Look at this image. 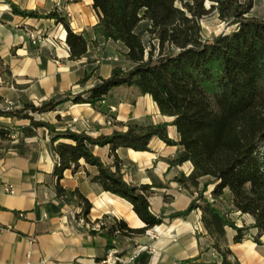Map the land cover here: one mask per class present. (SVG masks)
<instances>
[{
  "label": "trees",
  "instance_id": "trees-1",
  "mask_svg": "<svg viewBox=\"0 0 264 264\" xmlns=\"http://www.w3.org/2000/svg\"><path fill=\"white\" fill-rule=\"evenodd\" d=\"M7 3L16 16L63 24L70 60L87 57L92 45L102 51L112 41L126 50L123 56L128 67L114 64L108 79L98 78L92 88L82 92L69 91L40 106L25 103L19 109L0 111V117L29 122L20 127L0 125V141H10L16 133L24 138L33 137L37 130L46 129L57 158L54 175L58 181L66 171L76 173L81 161L95 167L98 174L92 182L102 191L130 203L145 224L144 228L133 229L125 221L113 219L109 226L101 225L100 230L110 243L117 235H142L163 224L165 219L185 218L200 210L205 230L216 238L213 248L223 259L220 263H205L196 258L180 264H240L229 260L231 250L220 248L226 228L236 232L235 244L242 243L252 230H257L253 240L262 245L264 18L250 15L254 0H93L99 18L93 27L94 41L87 32L74 33L69 20L57 10L40 14L23 10L11 1ZM206 3H210V8ZM215 11L221 21L235 28L207 39L201 21ZM2 66L0 59V74H9ZM94 74V69L86 72L78 85L85 87ZM120 88L150 96L161 115L173 121L160 124L130 121L126 131L94 138L69 128L61 131L50 122L36 119L67 103L90 104L99 109ZM169 126L176 127L179 141L169 137ZM153 139L179 148L176 159L170 163L172 167L188 162L193 165L189 176L180 174L174 180L194 198L187 209L168 217L156 216L151 211L149 199L153 189L159 186L128 184L117 154L120 149L151 152ZM95 147H109L114 165H107L96 156ZM57 194L68 202H74L76 197L82 208L81 216L88 217L92 204L79 191H69L58 184ZM235 212L252 216L255 223L238 227L230 216ZM112 248L111 244L107 246L108 250Z\"/></svg>",
  "mask_w": 264,
  "mask_h": 264
},
{
  "label": "crops",
  "instance_id": "crops-1",
  "mask_svg": "<svg viewBox=\"0 0 264 264\" xmlns=\"http://www.w3.org/2000/svg\"><path fill=\"white\" fill-rule=\"evenodd\" d=\"M7 1L40 14L57 10L69 20L74 33L87 32L91 41L95 40L93 27L99 22L93 0H0L1 69L10 72L0 74V103L9 101L18 109L25 103L40 106L69 91L90 89L98 78L111 76L114 64L103 62L94 69L96 76L85 87L78 85L86 72H92L90 54L100 52L99 47L92 45L87 57L72 61L63 24L16 16ZM106 46L126 52L122 45L112 41ZM36 119L50 122L61 131L69 128L94 138L126 131L130 121H173L161 115L150 96L125 88L115 90L99 109L90 104L67 103ZM0 125L20 127L29 122L0 117ZM168 133L172 140L179 141L176 127L169 126ZM150 148L151 152L118 150L124 180L137 187L159 186L149 199L156 216L168 217L187 209L194 196L174 179L180 174L189 176L193 165L188 162L172 167L170 163L176 159L179 148L167 146L159 139H153ZM94 154L105 164L114 165L109 147H95ZM56 162L46 129L37 130L33 137L24 138L16 133L10 141H0V264H180L196 258L205 263L222 261V255L213 248L216 238L205 230L200 210L185 218L165 219L142 235H117L110 243L100 230L101 225L109 226L113 219L123 220L133 229L144 228L145 224L130 203L102 191L92 182L98 174L95 167L81 161L76 173L66 171L58 181L54 175ZM58 184L66 190L79 191L89 200L92 209L87 218L81 216L76 197L74 202L58 197ZM8 185L13 187L14 194L6 192ZM230 216L238 227L255 223L250 215L235 212ZM256 233L252 230L242 243L235 244L236 232L226 228L220 248L231 250L232 262L264 264V236L262 245H258L253 240ZM109 244L113 248L108 250Z\"/></svg>",
  "mask_w": 264,
  "mask_h": 264
},
{
  "label": "rangeland",
  "instance_id": "rangeland-1",
  "mask_svg": "<svg viewBox=\"0 0 264 264\" xmlns=\"http://www.w3.org/2000/svg\"><path fill=\"white\" fill-rule=\"evenodd\" d=\"M181 4L178 3V6ZM207 8H210V3H206ZM251 16L258 17V18H264V0H254V8L250 14ZM145 24H142L141 28H144ZM201 26H202V31L203 35L205 38H213L216 37L220 34H225L231 32L235 27L230 26L229 23L223 22L218 18V15L215 12L212 14L208 15L207 17L203 18L201 21ZM103 50L98 52V53H92L90 55L92 56V69H96L98 67L97 60L100 59L101 57H106L110 55H119L121 58V61L119 62L120 65L123 67L127 68L128 63L126 62L124 56H123V51L121 48L118 47H113V49H109L106 45L105 47L102 48ZM93 51V49H91ZM95 51V52H96ZM90 61V59H89ZM96 76V74H94ZM207 196L209 194L207 193ZM225 207L227 204L224 205Z\"/></svg>",
  "mask_w": 264,
  "mask_h": 264
},
{
  "label": "built area",
  "instance_id": "built-area-1",
  "mask_svg": "<svg viewBox=\"0 0 264 264\" xmlns=\"http://www.w3.org/2000/svg\"><path fill=\"white\" fill-rule=\"evenodd\" d=\"M100 51V50H99ZM121 61V58L119 55H110V56H104L101 57L100 59L97 60V64H101L103 62H107V63H119ZM15 108L14 104L12 102L9 101H5L4 103H0V111H12ZM112 111H114V109H111ZM109 124H111V121H109ZM6 192L10 193V194H14V189L12 186L8 185L6 186Z\"/></svg>",
  "mask_w": 264,
  "mask_h": 264
}]
</instances>
